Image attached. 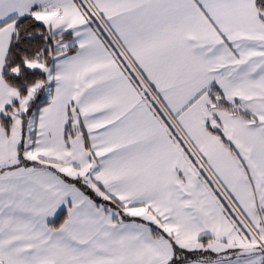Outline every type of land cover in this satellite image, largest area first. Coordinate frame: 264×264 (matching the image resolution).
I'll list each match as a JSON object with an SVG mask.
<instances>
[{"label": "snow or ice", "instance_id": "1", "mask_svg": "<svg viewBox=\"0 0 264 264\" xmlns=\"http://www.w3.org/2000/svg\"><path fill=\"white\" fill-rule=\"evenodd\" d=\"M0 264H264V0H0Z\"/></svg>", "mask_w": 264, "mask_h": 264}]
</instances>
